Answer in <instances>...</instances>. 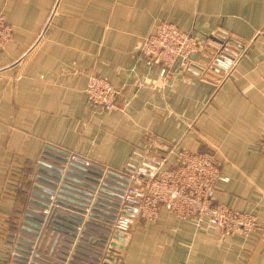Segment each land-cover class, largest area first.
Masks as SVG:
<instances>
[{
  "label": "crops",
  "instance_id": "crops-1",
  "mask_svg": "<svg viewBox=\"0 0 264 264\" xmlns=\"http://www.w3.org/2000/svg\"><path fill=\"white\" fill-rule=\"evenodd\" d=\"M0 13L12 26L0 48V219L13 175L49 176L48 163L53 177L66 155L120 170L153 138L212 154L227 177L214 201L264 223V0H0ZM162 20L200 39L229 35L233 68H211L210 47L188 69L145 63L139 43ZM91 74L118 89L113 110L89 103ZM8 225L0 220V240ZM93 247L77 254L85 264ZM114 250L118 264H264L257 230L224 234L163 208L135 216Z\"/></svg>",
  "mask_w": 264,
  "mask_h": 264
},
{
  "label": "built area",
  "instance_id": "built-area-1",
  "mask_svg": "<svg viewBox=\"0 0 264 264\" xmlns=\"http://www.w3.org/2000/svg\"><path fill=\"white\" fill-rule=\"evenodd\" d=\"M11 35L12 26L0 13V48L7 44ZM209 47L208 51H212L209 56L211 68L220 67L230 71L240 51L229 35L224 37L213 33L200 39L165 20L160 21L152 33L142 37L138 53L147 64H160L169 70H183L191 68L195 55ZM85 91L89 103L93 105L106 110H113L117 105L119 91L104 77L89 75ZM258 145L264 153V134ZM141 147V160L138 163H128L120 170L96 164L82 167L74 163L69 167L78 171L72 172L69 167L56 166L60 173L54 172L53 175L57 179L64 177L76 180L71 175L82 173L79 177L89 182H84L85 186L77 189V193L85 200L84 204L73 207L74 211L68 213L69 215H59L62 222L72 223V228L82 244L87 239L103 247L105 235L101 230L104 229L109 234V245L115 247L119 239H124L135 216L154 220L161 208L180 219H192L199 226L216 227L224 234H245L257 230L264 243V223L259 222L255 215L214 201L213 191L216 184L220 180H227V177L221 173L212 154L178 148L174 143H162L153 138H148ZM45 165L50 169V164ZM86 166H91L92 169ZM94 181L98 182L96 187L93 185ZM93 192L94 199L91 197ZM48 207L49 211L52 206ZM95 227H99V230L94 231ZM114 254L116 255L112 258L117 259L113 264H118L119 256ZM102 255L109 257L103 251ZM106 260L104 258L102 264Z\"/></svg>",
  "mask_w": 264,
  "mask_h": 264
},
{
  "label": "rangeland",
  "instance_id": "rangeland-1",
  "mask_svg": "<svg viewBox=\"0 0 264 264\" xmlns=\"http://www.w3.org/2000/svg\"><path fill=\"white\" fill-rule=\"evenodd\" d=\"M63 159L64 161H61L60 164H55V162L53 164L59 168L65 166L68 168L74 163L82 167L96 164L87 161H69L67 155L63 156ZM86 168L92 169L91 166H86ZM33 170L34 167H30L28 170L25 169L22 175H13L10 183L13 186V191H11L10 196L6 197L7 199L3 200L2 208L9 212H5L7 216L2 214L0 220H7L9 225L6 237L3 236L0 240V264H72L76 261L85 264L86 261L80 260L76 254L77 245L81 243L80 238H77L72 223H68V228L60 224L59 215L60 213L68 214L74 211L73 207L76 205L84 204L83 196L77 191L85 186L84 182L87 180L79 177L82 176V173L71 175L76 180L65 179L64 177L57 179L55 176H50L47 168H44L43 171L49 176L39 172L36 177ZM69 170L78 171L74 170L73 167H69ZM56 173L58 174L60 171L56 170ZM86 183L89 184V182ZM35 185H39L37 187L42 190L40 197L46 193V197H48L46 205L38 204L37 199L39 201L40 199L34 196V192L39 190H33ZM93 185L96 187L98 182L94 181ZM86 189H89V186H86ZM86 189L83 190L86 191ZM94 195L93 192L91 195L93 199ZM48 206H52L49 211ZM26 212L30 216L24 219L27 217ZM5 217L7 218L4 219ZM98 230L99 227L94 228V231ZM107 232L104 229L101 230V233L105 235L104 242H102L104 246L101 245V248L100 245H95L96 247L91 248V255L94 258L91 261L92 264H102L104 258L107 259L106 263L108 261L113 263L117 259V257L112 258L116 252L113 251L114 246L112 244L110 246L108 243L109 234H106ZM79 249H84V247ZM102 251L106 255H110L111 259L103 256ZM97 254L96 258L95 255Z\"/></svg>",
  "mask_w": 264,
  "mask_h": 264
},
{
  "label": "trees",
  "instance_id": "trees-1",
  "mask_svg": "<svg viewBox=\"0 0 264 264\" xmlns=\"http://www.w3.org/2000/svg\"><path fill=\"white\" fill-rule=\"evenodd\" d=\"M60 220V219H59ZM60 224H62V225H65L67 228L69 227L68 226V224H66L65 222H62L61 220H60ZM66 229V228H65ZM81 243H78V245H77V248H76V254H78V252L80 251V249L79 248H82V247H84V248H87V249H89L90 247H91V243L93 244V245H96V244H94L93 242H89L87 239H85L84 241H83V244H82V241H80Z\"/></svg>",
  "mask_w": 264,
  "mask_h": 264
}]
</instances>
